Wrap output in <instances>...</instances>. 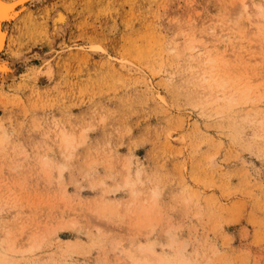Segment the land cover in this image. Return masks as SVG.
Wrapping results in <instances>:
<instances>
[{
	"label": "rangeland",
	"instance_id": "obj_1",
	"mask_svg": "<svg viewBox=\"0 0 264 264\" xmlns=\"http://www.w3.org/2000/svg\"><path fill=\"white\" fill-rule=\"evenodd\" d=\"M240 2L28 4L3 53L0 264H264V28ZM227 32L207 48L238 62L191 49Z\"/></svg>",
	"mask_w": 264,
	"mask_h": 264
},
{
	"label": "bare ground",
	"instance_id": "obj_2",
	"mask_svg": "<svg viewBox=\"0 0 264 264\" xmlns=\"http://www.w3.org/2000/svg\"><path fill=\"white\" fill-rule=\"evenodd\" d=\"M33 1H36V0H0V5H4V8L0 9V13H2L8 21V23H5L4 21L0 20V83L4 79H6L7 76L12 72L10 62L6 58L4 59V57H3V53L6 49V47L8 46V34H9L10 27L20 19V17L23 15V13L28 9L27 8L28 4L30 2H33ZM240 3H241L240 13L242 14L241 16L246 17L248 19L247 21H249L251 24H255L256 25L255 29L263 30V28H264V0H241ZM9 6H11V7H9ZM247 21H245V22H247ZM66 22H67V16L65 15V13L60 9L55 10L54 14L51 17L52 34L55 36H58L60 31L63 30V28L66 26ZM257 30H256V32H257ZM239 32H241V31H239ZM259 33H260V31H259ZM224 38L230 39L228 32L224 33V34L222 33L220 35L213 34L211 37L206 36L203 38V36H201L199 43L191 44V46H192L191 49L201 51L204 48L209 47V46H207L208 40L212 39L211 41H223V40H225ZM257 43H256V45H257ZM249 48L251 49L250 46H249ZM149 49H151V48H149ZM256 49H259V48H256ZM172 50H174V48H172ZM260 50L262 51V49H260ZM138 53H139V51H138ZM207 53L209 56V58H208L209 62L220 61L224 65L227 63V60H226L227 56L229 58H231L233 62L240 61L238 59V57H241L240 54L237 52H233V53L231 52V53L225 54L221 51H217V48H215V51H213L212 48H207ZM243 56L245 57V55H243ZM249 58L251 60H255V58H253L252 56H249ZM259 58H260V56H259ZM244 64H247V63H244ZM202 78L204 80L211 81L212 84L214 85V87H216V88H224L226 86L229 87V89L232 88L231 83H230V79L227 76H223L222 74H217L215 71H210L209 73L204 74L202 76ZM246 88L247 87H245L244 89H246ZM238 92H239V90H238ZM242 92H244V91H242ZM228 96L229 95L225 93L224 96L217 97L216 101H220V100L224 99L225 97L228 98ZM233 96H234V93H233ZM235 98H236V96H235ZM0 130H2V129H0ZM3 133H5V132H3ZM59 140L61 142L62 147H64L65 149L72 147L74 145V142H75L74 136L72 134H70L69 132H65V131L61 132ZM0 145H3V144L0 143ZM127 183H129V181H127ZM0 249H2V248H0ZM137 250H138V248H137ZM0 255H2V254L0 253ZM1 260H4V259L2 258ZM1 260H0V263H4V261H1Z\"/></svg>",
	"mask_w": 264,
	"mask_h": 264
},
{
	"label": "clouds",
	"instance_id": "obj_3",
	"mask_svg": "<svg viewBox=\"0 0 264 264\" xmlns=\"http://www.w3.org/2000/svg\"><path fill=\"white\" fill-rule=\"evenodd\" d=\"M54 255H56V253H54ZM91 255V252L86 249L73 250L70 254V258L65 259L60 253L59 259L52 261L51 264H87L88 258L91 257ZM43 264H48V262L44 261Z\"/></svg>",
	"mask_w": 264,
	"mask_h": 264
},
{
	"label": "snow or ice",
	"instance_id": "obj_4",
	"mask_svg": "<svg viewBox=\"0 0 264 264\" xmlns=\"http://www.w3.org/2000/svg\"><path fill=\"white\" fill-rule=\"evenodd\" d=\"M11 7V6H9ZM4 8V5H0V9H3ZM0 20L4 21L5 23H8L7 19L5 18V16L0 13Z\"/></svg>",
	"mask_w": 264,
	"mask_h": 264
}]
</instances>
